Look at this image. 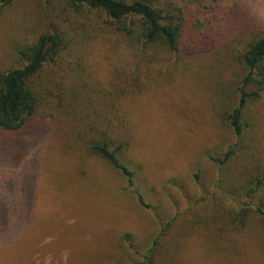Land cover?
Wrapping results in <instances>:
<instances>
[{"label": "rangeland", "instance_id": "1", "mask_svg": "<svg viewBox=\"0 0 264 264\" xmlns=\"http://www.w3.org/2000/svg\"><path fill=\"white\" fill-rule=\"evenodd\" d=\"M173 9L228 46L186 56L139 45L98 11L0 0V72L21 69V50L44 34L69 43L32 80V122L46 127L0 131V264H142L153 248L154 264H264V93L241 136L227 120L238 56L264 36V0ZM102 143L131 184L90 149Z\"/></svg>", "mask_w": 264, "mask_h": 264}, {"label": "trees", "instance_id": "2", "mask_svg": "<svg viewBox=\"0 0 264 264\" xmlns=\"http://www.w3.org/2000/svg\"><path fill=\"white\" fill-rule=\"evenodd\" d=\"M9 1V0H3ZM47 1V0H46ZM76 12L94 10L105 17V23L116 27L131 40L144 47L164 44L173 53L183 52L186 56L200 52H209L229 43L217 38L213 28L195 30L199 25L188 10H174V2L180 0H61ZM172 10L180 12L179 18ZM87 14V13H86ZM232 19V18H230ZM235 22V21H232ZM55 29V28H54ZM214 30V31H213ZM220 37V36H219ZM58 31L44 34L28 47L21 50L24 65L21 69L0 72V131L11 133L14 137L30 134L43 128L46 123L32 122L39 113L40 99L32 80L48 63H55L59 55L68 48ZM26 49V50H25ZM245 69L242 84L239 87V103L227 116L230 127L237 136H241L246 126L243 124V112L251 101H258L264 93V36L251 41L238 56ZM90 149L101 155L114 169L124 175L129 183L133 173L120 163L118 149L109 150V144L93 145ZM229 150L220 164H227L234 156ZM18 156L16 155L15 158ZM155 248L145 257L142 264H154Z\"/></svg>", "mask_w": 264, "mask_h": 264}]
</instances>
